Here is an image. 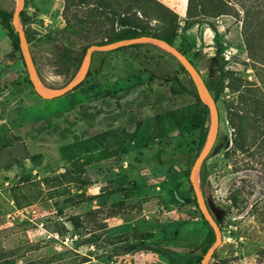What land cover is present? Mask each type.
<instances>
[{"label":"rangeland","instance_id":"obj_1","mask_svg":"<svg viewBox=\"0 0 264 264\" xmlns=\"http://www.w3.org/2000/svg\"><path fill=\"white\" fill-rule=\"evenodd\" d=\"M161 1L177 14L180 28L175 45L186 52L204 81L216 76L225 50L231 53L225 69L243 79H255L242 41V12L238 6L237 17L222 15L211 19L212 26L201 23L184 30L187 0ZM17 2L0 0V7L14 10ZM62 2L24 0L27 22L21 25L41 80L55 89L65 87L78 74L84 58L82 55L75 72L82 51L78 42L73 46L71 60L64 61L62 57ZM158 48L148 44L112 52L96 51L89 75L80 88L34 103L27 102V96L23 98L21 93L33 90L21 52L13 50L0 26V95L12 89L6 100L12 99L13 94L18 97L11 108L0 103V119L7 121L3 126L0 122V253L12 251L16 264L200 263L197 258L209 227L192 204L188 177L183 174L195 153L198 132L185 127L167 139L149 137L153 116L193 101L180 86L190 89L186 76L179 71L180 63ZM61 69L65 71L60 73ZM230 97L225 92L221 101ZM221 101L216 103V141L205 162L208 177L204 197L222 227L221 245L209 264H264V224L256 219L264 207L255 213V206L264 202V175L255 170H235L225 158L223 148L230 145V131ZM139 122V136L131 143L140 139L145 147L134 149L123 159L86 167L90 183L83 189L70 183L46 186L32 176L31 182L24 185L30 188L24 189L27 199L21 201L28 205H13L10 187L18 176L31 172L42 178L62 172L60 146L113 128L133 132ZM35 154L43 156L38 166L27 159ZM14 159L21 164L12 166L11 173L3 171L1 167ZM236 160V166L242 168V157L238 155ZM252 164L258 170L259 165ZM117 187L127 188L130 198H123L124 192L111 194ZM80 193L87 201L67 203L68 199L76 200ZM233 195L236 206L226 211ZM122 200L125 206L121 209L111 205ZM88 211L92 213L86 228L73 229L68 218ZM144 234H152L145 241L146 247L130 253L121 251L122 246L136 243ZM30 245L34 249L28 251Z\"/></svg>","mask_w":264,"mask_h":264},{"label":"trees","instance_id":"obj_2","mask_svg":"<svg viewBox=\"0 0 264 264\" xmlns=\"http://www.w3.org/2000/svg\"><path fill=\"white\" fill-rule=\"evenodd\" d=\"M236 6L242 12L241 36L255 79L252 81L243 79L236 76L232 71L225 69V63L229 61L224 60L222 53V62L218 65L216 76L206 80L205 84L216 103L221 101V97L225 92L231 95L228 100L221 101L223 103L224 120L230 131V145L223 148L225 158L231 161V165L235 170H255L264 175V0H187L182 28L187 30L193 25L201 23L212 26L211 19H217L222 15L237 17L239 12ZM12 13L13 9L0 7V26L9 38L13 50L20 52L18 36L12 27ZM62 16L63 23L60 29L59 41L64 46L62 52L64 61L72 59V53L75 49L73 46L76 42L79 43L82 50L75 72L80 66L82 55L85 54L90 45H103L140 36H152L164 40L187 57L186 52L175 45L178 29L180 28L177 14L161 0H63ZM19 19L21 25L24 26L27 22L25 11L20 12ZM143 45L148 44H134L117 50ZM158 49L165 51L162 48ZM189 60L195 66L193 61ZM178 68L186 76L190 89H187L183 84H180V86L183 90L188 91L193 101L153 116L152 131L149 137L150 139H153V136L167 139L181 133L185 127L198 132L195 153L189 158V166L183 172L184 176L188 177L190 165H192L205 144L209 132V116L208 110L199 100L187 72L180 64ZM62 71L65 70H59L60 73ZM85 79L70 92L80 88L85 83ZM140 125L139 122L133 132H128L124 128H113L60 146L62 172L57 176L42 178L38 177L37 174L32 175L31 172L18 176L15 185L11 186L12 188L10 187L13 205L16 208L28 205V203L21 204V201L27 199L24 189L30 190V188L24 185L31 182L30 178L32 176L34 177L33 180L46 186L54 187L70 183L74 184L78 190L83 189L90 183L86 176V167L109 159H123L134 149L145 147L146 143L141 142L140 139L135 144L131 143V139H136L139 136L137 132L141 127ZM238 155L244 160L241 165L242 168L236 166V156ZM207 158L202 164L198 177L203 195L208 177L205 166ZM27 159L38 166L43 156L41 154L28 155ZM253 162L259 165L258 170L252 164ZM20 164V160L14 159L1 168L7 173H11L12 166H19ZM131 185L136 186L135 182H131ZM127 190V188L117 187L111 190V194L124 192L123 198L129 199L130 195ZM188 190L191 193L192 204L197 208L189 181ZM172 195L175 196V193L172 192ZM76 197H78L76 200L73 198L68 199L67 203L73 205L87 201L83 193L78 194ZM235 202V196H230V205L225 206V210L229 211L230 206H236ZM111 205L117 206L118 209L125 206L123 200ZM126 206L135 207L131 203H126ZM259 207H264V202L260 206H255V213L257 214L261 210ZM91 213V211H88L75 214L70 216L68 221L73 229L86 228V225L90 223ZM200 218L209 227L201 214ZM256 219L259 223L264 224V211ZM217 224L222 230L218 221ZM151 237L152 234H144L136 243L122 246L121 251L130 253L144 248L146 247L145 241ZM213 242L214 234L209 227L201 242L198 260L212 246ZM32 249H34L33 245L28 246V251ZM12 254L13 252L10 250L1 252L0 264H16ZM20 264H40V261H23Z\"/></svg>","mask_w":264,"mask_h":264},{"label":"water","instance_id":"obj_3","mask_svg":"<svg viewBox=\"0 0 264 264\" xmlns=\"http://www.w3.org/2000/svg\"><path fill=\"white\" fill-rule=\"evenodd\" d=\"M16 8L12 13V27L13 30L17 33L18 42L20 47V52L26 67V71L29 77V80L32 84L34 91L44 99H54L60 97L77 87L87 76L89 66L91 63L92 55L96 51H114L121 47L134 45V44H153L156 45L168 53H170L185 69L188 74V77L191 79L194 86L195 92L203 105L206 106L209 116V132L205 141V144L202 150L199 152L195 160L193 161L189 174L188 181L191 185L197 208L202 215L203 219L207 222L214 234V242L212 246L204 253L199 264H209L215 250L221 245L222 234L221 230L217 224L216 219L212 215L209 206L206 202V199L203 195V191L199 183V172L202 167L203 162L207 156L212 151L214 143L216 141L218 128H219V111L214 101L211 93L207 89L205 81L201 77L200 73L195 66L190 62V60L182 54L177 48L170 45L164 40H161L152 36H140L136 38L119 40L116 42H111L103 45H90L84 54L81 68L78 74L63 88L55 89L48 87L41 80L37 69L35 67L29 44L25 35L24 30L21 27L19 15L20 12L24 9V0H17Z\"/></svg>","mask_w":264,"mask_h":264},{"label":"crops","instance_id":"obj_4","mask_svg":"<svg viewBox=\"0 0 264 264\" xmlns=\"http://www.w3.org/2000/svg\"><path fill=\"white\" fill-rule=\"evenodd\" d=\"M126 82V80H124ZM134 86V84H133ZM12 89H8L7 91L3 92L1 95H0V103H6L7 106L9 108L15 106L18 102L17 98L18 97H15L14 94L12 96V99H10L9 101H7V97L11 96L12 94ZM21 93L23 94V98H26L27 96V102H34V103H38L39 101H49L50 99H44L42 98L41 96H39L35 91L34 89L33 90H29V89H26V90H22ZM31 95H35L36 97H38V100H35L34 98H32ZM6 110H7V107H6ZM7 112V111H6ZM2 114V111H0V115ZM0 122L2 123L1 126H3L7 121L5 119H0ZM5 128L8 130V132L10 133V128L9 126H5Z\"/></svg>","mask_w":264,"mask_h":264},{"label":"built area","instance_id":"obj_5","mask_svg":"<svg viewBox=\"0 0 264 264\" xmlns=\"http://www.w3.org/2000/svg\"><path fill=\"white\" fill-rule=\"evenodd\" d=\"M222 55H223L224 60L230 61L231 53L229 51L225 50Z\"/></svg>","mask_w":264,"mask_h":264}]
</instances>
